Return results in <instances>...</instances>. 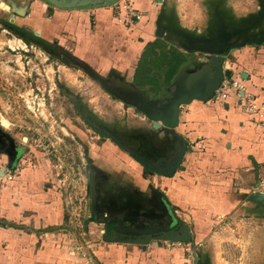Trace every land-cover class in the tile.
I'll return each instance as SVG.
<instances>
[{"label": "crops", "instance_id": "1", "mask_svg": "<svg viewBox=\"0 0 264 264\" xmlns=\"http://www.w3.org/2000/svg\"><path fill=\"white\" fill-rule=\"evenodd\" d=\"M9 1L28 14H12V27L39 34L49 44L71 45L76 59L111 86L122 85L118 90L134 85L141 90L134 83L141 56L149 44L166 39L157 33L160 3L155 0H126L143 15L132 25L121 23L111 5L64 10L42 0ZM254 1L264 6V0ZM231 60L243 74L246 96L260 109L256 115L240 109L234 97L226 104L194 101L181 107L173 134L155 130L151 120L134 110L141 127L133 151L154 164L174 157L181 147L178 137L187 140V153L171 178L146 171L116 142L111 143L113 139L91 126L110 142L99 147V155L90 150L89 156L94 169L89 182L90 224L100 227L99 236L91 241L82 238L49 168L31 165L8 186L0 187V264H196L195 254L198 264H264V230L233 241L225 237L216 252L208 242L214 225L222 227L227 216L233 218L264 181V44L233 49L224 64ZM13 143L15 153L5 150L0 141V165L14 170L27 153L40 158L38 150L28 148L26 142L16 138ZM130 169L137 176L128 173ZM156 190L168 203V211L189 227L191 242L172 246L153 240L145 247L104 242L105 236L111 237L109 222L117 215L167 218Z\"/></svg>", "mask_w": 264, "mask_h": 264}, {"label": "rangeland", "instance_id": "2", "mask_svg": "<svg viewBox=\"0 0 264 264\" xmlns=\"http://www.w3.org/2000/svg\"><path fill=\"white\" fill-rule=\"evenodd\" d=\"M7 1L9 4L1 6V2ZM155 1L161 4L158 28L166 38L158 58L165 56L168 61H177L183 56L184 63L169 85L163 84L160 68L151 65L150 77L160 85L148 84L141 90L135 85L130 89L121 88L123 97L134 95L159 103L161 98L170 100L179 88L190 85L192 78L213 80V70L206 69L210 57L201 52L188 53L181 47L189 45L188 37L211 39L219 32L230 35L246 27L250 28L248 36L264 35L262 2L257 6L254 0ZM9 5V0H0V129L12 140L17 138L26 142L28 148L38 150L40 158L29 153L26 160L37 168H49L53 183L67 199L69 219L79 225L82 238L91 241L99 236L100 227L90 224L89 182L94 173L90 150L99 155V147L110 142L105 140L107 136L98 135L89 123L99 124L114 140L137 150L135 140L140 119L135 116L134 108L104 89L111 85L105 77L73 56L74 47L59 46L56 42L44 45L33 33L29 35L12 27V13L6 7ZM147 78L148 75L146 82ZM114 140L110 141L116 145ZM127 172L137 176L132 169ZM260 191H264V181L259 184L255 197L245 202L233 218L223 219L226 223L222 227L214 223L213 237L208 242L215 252L225 237L230 240L253 237L264 230V201L260 199Z\"/></svg>", "mask_w": 264, "mask_h": 264}, {"label": "water", "instance_id": "3", "mask_svg": "<svg viewBox=\"0 0 264 264\" xmlns=\"http://www.w3.org/2000/svg\"><path fill=\"white\" fill-rule=\"evenodd\" d=\"M48 5L64 9V10H76L83 7L98 8L104 6H110L114 1L118 0H80L68 2L67 0H45ZM5 5V4H2ZM7 9L11 11L13 15L24 17L27 16L26 9L17 8L14 4L11 6H6ZM14 21L13 19L11 20ZM258 25V24H257ZM250 28L246 27L243 30L235 32L234 34H224L219 32L216 36L211 39L202 38H186L189 43L188 46L181 45L185 48L188 53L201 52L210 57V63L206 64L207 70H213L214 76L213 80H210L205 75L206 78H200L198 80L192 78L190 85L183 86L179 91L174 94L170 100H159V103H150L144 99H138V97L132 95L129 97H123L120 95L121 92L114 86H106L104 89L110 93L116 99L122 101L125 105L134 108L138 113L143 114L152 121V126L155 130L164 129L167 132L175 133V130L180 123L181 107L188 106L194 101L207 103L211 101L216 91L221 87L225 78L231 77V72L226 71L224 67V58L229 55V53L236 48H241L245 46H260L264 44V35L259 37L257 35L248 36V30ZM158 36H163V31L158 29ZM33 36V35H32ZM40 43L50 46L49 43L44 42L37 36H33ZM234 39V43H230ZM241 40V42H239ZM204 43L205 47L200 46L199 48H194L192 43ZM193 48V49H192ZM127 91V90H126ZM129 92V91H128ZM132 93V92H130ZM156 101V100H155ZM158 101V100H157ZM88 121V120H87ZM90 122V121H88ZM91 126L96 130L105 133L111 139L112 136L107 133L103 128L94 122H90ZM181 141V147L178 152L175 153L174 157L170 159L169 162L163 164H154L149 159L140 155L139 152L133 151L117 140H114L120 148L125 150L130 154V156L141 166L145 168L146 171L158 174L163 177L171 178L174 176L176 171L181 167L183 158L188 150V142L182 137H178ZM14 142V140H12ZM13 152H17L16 148H13ZM157 198L160 201L161 206L167 212V218H153L149 216H133L128 217L124 215L122 218L120 215L115 216L110 220L109 223L114 224V232L116 235L111 237L105 236L103 238L104 242L107 243H120V244H133L138 246H148L153 240H159L164 242H169L172 244H189L191 242V234L189 227L184 223H179V221L168 211V205L166 200L160 191L156 190ZM260 199L264 200V194H260ZM95 205V200L93 198V208ZM99 218V215H97ZM107 223V221H104ZM146 224L147 228L139 227V224ZM144 224V226H145ZM195 262L198 264L199 258L195 254Z\"/></svg>", "mask_w": 264, "mask_h": 264}, {"label": "built area", "instance_id": "4", "mask_svg": "<svg viewBox=\"0 0 264 264\" xmlns=\"http://www.w3.org/2000/svg\"><path fill=\"white\" fill-rule=\"evenodd\" d=\"M111 7L119 21L125 25H132L134 22H139L143 19V15L137 13L133 8L132 3L129 1L124 2V0H118L111 5ZM224 67L226 71L231 72V77L225 78L211 101L217 104H226L231 97H234L236 98L237 105L240 109H243V111L250 115H256L260 109L251 97L246 96L245 79L243 78V74L237 72L233 63L225 62ZM28 155L29 154L24 155L19 160L14 170H10L6 168V166L0 165V187L8 186L21 174V172L32 165L29 163L30 160H26L28 159ZM173 245L175 244H172V246Z\"/></svg>", "mask_w": 264, "mask_h": 264}, {"label": "trees", "instance_id": "5", "mask_svg": "<svg viewBox=\"0 0 264 264\" xmlns=\"http://www.w3.org/2000/svg\"><path fill=\"white\" fill-rule=\"evenodd\" d=\"M42 1L48 4L45 0ZM110 3H112L111 5H113L115 2L111 1ZM89 8L90 7H83L80 9H89ZM164 42H166V40L159 39L155 41L153 44H149L146 47L145 51L141 56L139 66L137 67L136 70L134 83L136 84L137 87L141 89H145V86L148 84L153 86L160 85L158 80L150 77L152 72L150 67L151 65L160 68L161 74L164 75L163 84L165 83L166 85H169L170 82L173 80L174 76L176 75V73L180 71L182 63H184L183 56H180L181 59L179 58V60L177 61H168V59L165 58V56L160 59L158 58V51L160 50L162 51L163 48L165 47ZM147 75H148L147 80H149L148 82H146Z\"/></svg>", "mask_w": 264, "mask_h": 264}, {"label": "flooded vegetation", "instance_id": "6", "mask_svg": "<svg viewBox=\"0 0 264 264\" xmlns=\"http://www.w3.org/2000/svg\"><path fill=\"white\" fill-rule=\"evenodd\" d=\"M230 43H234V39H232V41H230ZM192 46L194 47V48H199L200 46H203V47H205L206 45H204V43H192ZM147 118V117H146ZM149 119V118H148ZM150 120V119H149ZM94 130V129H93ZM95 131V130H94ZM96 132V131H95ZM98 134H100V133H98ZM101 135V134H100ZM0 141H1V144H2V146H3V148H5V150H8L9 152H13V148H14V143H13V141H12V139L6 134V133H4L1 129H0ZM27 154H29V153H27ZM26 155V154H25ZM145 224V223H144ZM144 224H142L143 225V227L142 228H147L146 226V224H145V226H144ZM114 224L113 225H111V227L108 229V231L109 232H112V234H115L116 235V233L114 232V230H113V228H114Z\"/></svg>", "mask_w": 264, "mask_h": 264}, {"label": "bare ground", "instance_id": "7", "mask_svg": "<svg viewBox=\"0 0 264 264\" xmlns=\"http://www.w3.org/2000/svg\"><path fill=\"white\" fill-rule=\"evenodd\" d=\"M3 126L7 127V124H4Z\"/></svg>", "mask_w": 264, "mask_h": 264}]
</instances>
